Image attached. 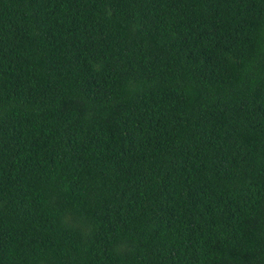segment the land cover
Wrapping results in <instances>:
<instances>
[{
  "label": "trees",
  "instance_id": "trees-1",
  "mask_svg": "<svg viewBox=\"0 0 264 264\" xmlns=\"http://www.w3.org/2000/svg\"><path fill=\"white\" fill-rule=\"evenodd\" d=\"M0 264H264V0H0Z\"/></svg>",
  "mask_w": 264,
  "mask_h": 264
}]
</instances>
